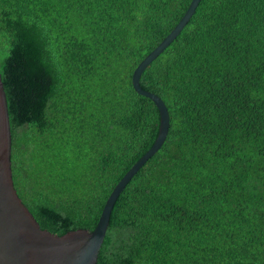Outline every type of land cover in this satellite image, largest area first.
<instances>
[{
    "label": "trees",
    "instance_id": "1",
    "mask_svg": "<svg viewBox=\"0 0 264 264\" xmlns=\"http://www.w3.org/2000/svg\"><path fill=\"white\" fill-rule=\"evenodd\" d=\"M191 0H0L13 186L39 226L92 230L159 128L132 86ZM169 113L96 264H264V0H200L142 71Z\"/></svg>",
    "mask_w": 264,
    "mask_h": 264
},
{
    "label": "water",
    "instance_id": "2",
    "mask_svg": "<svg viewBox=\"0 0 264 264\" xmlns=\"http://www.w3.org/2000/svg\"><path fill=\"white\" fill-rule=\"evenodd\" d=\"M200 0H191L183 16L132 73L134 90L154 102L159 128L152 146L123 175L107 197L92 230L74 229L62 235L50 232L23 204L13 186L10 168L11 133L7 103L0 76V264H96L113 205L131 177L162 145L169 129V113L163 100L143 89L139 78L144 68L179 34Z\"/></svg>",
    "mask_w": 264,
    "mask_h": 264
}]
</instances>
